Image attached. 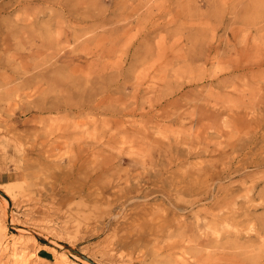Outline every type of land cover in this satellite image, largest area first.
I'll use <instances>...</instances> for the list:
<instances>
[{
  "label": "rangeland",
  "instance_id": "obj_1",
  "mask_svg": "<svg viewBox=\"0 0 264 264\" xmlns=\"http://www.w3.org/2000/svg\"><path fill=\"white\" fill-rule=\"evenodd\" d=\"M7 1L0 0L3 35L2 26L16 18L32 19L27 14L43 8L31 5L27 11L15 9L8 14L12 6L1 9ZM153 1L159 3L157 9L152 0H142L147 7L138 11L139 23L129 25L126 36L111 44L82 43L86 36H70L73 32L64 21L57 30L61 41L50 50L41 48L36 38L25 49L15 41L6 47L0 40V75L19 71L32 82L26 89L16 80H0V264H210L204 248L197 245L203 230L211 232L191 215L197 207L176 213L188 214L182 230L161 231L153 216L140 223L134 220L153 205L157 216L172 212L174 196H169L168 181L176 170L165 173L169 159L172 169L182 166V172L188 170L190 150L197 147L207 149L203 154L214 160L218 149L222 154L228 151L232 139L245 142L253 137L264 142V0ZM46 22L47 17H41L38 25L44 27ZM37 27L33 34L42 32ZM56 29L52 28V37ZM105 47L109 51L100 55ZM37 49H45L47 55L36 54ZM14 50L32 54L17 58ZM238 66L243 70L235 71ZM12 86L13 93L5 94ZM41 103L43 111L38 109ZM56 136L95 140L99 150L103 141L109 144L105 151L115 157L109 172L116 173L108 172L96 186L141 184L153 192L143 199L127 196L116 203L107 195L102 202L85 193L67 192L68 187L86 184L95 166L88 162L78 174L79 167H67L68 152L56 147L53 159H61L62 170L71 172L54 178L51 169L42 170L52 161L31 165L26 156L33 145L40 149L44 138ZM243 153L250 161L247 151ZM259 156L264 153L251 158L261 160ZM92 160L100 169L101 158ZM159 171L163 173L160 190L153 177ZM239 174L234 178L238 195L244 193L242 181L249 178L255 184L249 195L255 203L264 202V193L256 196L264 191V165ZM124 178L128 185L123 184ZM153 181L158 190L150 184ZM4 188L9 194L2 192ZM188 197L180 195L179 201L193 199ZM255 213L264 214V208ZM131 222L130 230L126 229ZM141 230L146 235L142 243L134 248L119 246L127 231L134 238Z\"/></svg>",
  "mask_w": 264,
  "mask_h": 264
},
{
  "label": "bare ground",
  "instance_id": "obj_2",
  "mask_svg": "<svg viewBox=\"0 0 264 264\" xmlns=\"http://www.w3.org/2000/svg\"><path fill=\"white\" fill-rule=\"evenodd\" d=\"M152 2H154L153 5L154 9H157L159 7V3L153 0ZM142 4H143L142 0H8L1 7V9L4 10L5 8L7 7L10 8L12 6V9L8 12V14H11V12L15 9L18 10L24 9V11H27L29 9V6L31 5H42L43 8L39 9V11L35 10V13H33L34 11L33 10L31 13L27 14L30 15L32 19L25 20V19L16 18V21L13 20L12 22L9 21L10 22L9 25L8 24L5 26L1 25L3 28H5V30H4V35L0 33L1 34L0 40L2 41V43L6 45V47L10 45V42H13L14 44L15 41L17 44L24 46L23 48L25 49L26 48L25 44L28 46H32L31 42H33L34 39L36 38L40 40L41 48L47 46L48 48L46 47L45 48L50 50L61 41V36L59 34L60 32H58L57 30H59L58 29L59 27L61 28L60 21L61 22L64 21V23H66V25L70 27L73 32V34L70 36L74 35L76 39H78L77 36L80 37L86 36L84 41H82V43L87 44L88 42H95L97 45L100 46L111 44L114 41L121 40L126 36L129 25H132L134 23H136L137 25L138 11L144 6L147 7V5H145L147 3H145L144 6H142ZM44 16L47 17V22L44 27H40L42 24L38 25L39 20L41 17L43 18ZM19 19L21 20V23L17 22L19 21ZM0 23H2V20ZM37 26L42 28V32L36 35L33 34L32 32L38 29ZM54 27H57L56 29L57 32H56V36L52 37L51 33H52V28ZM2 30L0 32L3 33ZM75 33H80V34L76 35ZM67 38H69V36H67ZM40 49H37L36 52L35 51L34 52L38 55H43V54L44 56L47 55V53H45L44 51L45 49L44 50L43 49L40 50ZM101 49L102 50L99 53L100 55H103L104 53H107L109 51V48L107 47ZM15 51L16 50H14V54L17 56V58L32 54L31 52H18V51L15 52ZM73 51L74 50H72L71 53H73ZM36 54L33 53V55ZM53 54L55 53L51 51L50 55L52 56ZM88 54H93V52L90 51ZM21 66L24 67L23 68L24 74L28 73L27 70L28 66L25 64ZM242 70L243 68L239 66L236 67L235 69V71H242ZM12 73L13 72H11L10 74ZM0 80L2 83L3 82L11 83L16 80L17 82H19V84H21L22 87H27L26 89H28V86L31 82V78L29 76L27 75L24 76L23 74L22 76H20L19 71L10 76H5V74L0 75ZM217 81L218 83H222L224 79H217ZM14 90L15 88L12 86L6 88L4 92L5 94H9V93H13ZM24 90L25 88H23V91ZM38 109L39 111L45 110L46 108L44 103L39 104ZM29 120H31V118ZM34 120L36 121V119ZM41 129L42 128H40V130ZM258 129H260V127ZM43 135H48V133L47 134L43 133ZM46 139L47 140H45L44 138V140L41 141L40 149H37L36 147L37 145L36 146L33 145L26 153V156L31 165H36V163L38 165L40 164L43 165L44 164L43 161H45L46 159L54 162V164H52V162L49 163V165L45 164L44 165L45 168L43 169L41 168L42 170H45L46 168L48 170L51 169L49 171L51 172L50 177L53 176L54 178L62 177L64 174L69 175L71 172V170H62L61 168L62 165L60 164L61 159L57 161L53 159V157L55 156L53 151H55L56 147H61L60 150H62L63 148L64 150H66L65 151L66 153L67 152L69 153V154L67 153L68 156L66 155L68 157L67 167L69 168L79 167L80 170H78V174H80L82 170L87 168L86 165L88 162H90L93 166H95V168L91 166V169L94 168L98 171L96 172V170H94L95 173L93 174V176L86 175L87 176L86 184H79V182L77 181L79 185H77L75 188L68 187L67 192H71L73 195L75 193L76 194L85 193L87 197L94 196L93 199L96 201L104 200L106 197L105 195H107L106 197L107 200H110L111 198L112 201L114 200V202L115 201L118 202L119 200L125 201L127 196H129L130 197L129 199L132 200L140 197L143 199L153 192V191H149L150 189L149 190L146 189V187L145 186L143 187L141 184L135 185L134 187L131 185L130 186L123 185V187L121 188L120 185L121 183H118L117 186H115L117 188L116 190H114L115 187L111 186L110 183L104 184L103 186H96V182L100 179L105 178L106 174H108V172L111 171L110 161H112L115 158L114 156L113 158L111 154L106 153L105 148L106 147L108 148L107 145H109L106 141L102 142L103 143L101 144L102 149L99 150L98 148H96L97 144H99L97 141L95 140L89 141L81 137L59 138L56 136L55 138L52 139H48V138ZM251 139L245 142L244 141L238 142L236 140L232 141L233 139L231 141H228L227 143L228 151L222 154V150L218 149V151H216L215 153L216 158L214 157L215 158L214 160L207 159L206 154H203L207 152L206 151L207 149L205 150V152L203 150H197V148L199 149V147H197L194 150H190L188 154V159L190 160V162L188 163L189 165L187 171H182V172L179 171V169L182 166L177 167L176 169H172L171 167L172 160L169 159L167 165H170V168H167L165 170V173H173L172 171L176 170L175 171L176 176L170 177L172 178V180L168 181L169 183H171V186L169 188L170 189L169 196H174L172 197L174 198L172 199L173 202L170 201V203H172L171 205L173 208L172 212L168 214L165 212V215L160 217L157 216V214L154 211V208L155 210L157 208L153 207L154 205L149 206L148 208L143 210L142 213L140 212V214H138V217L134 220V222L138 220V222L140 223L142 222V219H146L148 217L147 219L149 220V218L153 216L154 218L152 219V221H155L153 222V224L155 225V227H158L159 230L161 231L171 228L182 230L185 218L186 219L188 218L187 216L188 214L186 216L179 217L176 216V213L177 212L184 213V211L191 212L193 211L194 207H197V209L191 215L195 217L194 219L199 220L200 223L203 224V227L205 225L206 228L211 231V232H207L203 230V232H201V234L197 238V245H200L202 246L201 248H204L206 254L204 255L205 259L210 264H264V214L258 215L255 213L256 210L260 208H264V202L255 203L254 198L249 195V193L252 191V188H254L255 185L254 183H251L252 181L249 182V178L247 180L242 181L241 188H243L244 193L241 195H238V189H235L237 184L235 181L236 179L234 180L236 176L240 175L239 174L240 172L242 173L243 171H246L248 168L251 167H258L260 165H264V156L262 157L259 156L261 160H257V158L254 159V157L251 158L252 156L258 157V155L264 153V146H262L261 144L264 142L259 143L260 141L253 137H251ZM254 147L255 149H253ZM204 148H206V146H204ZM243 150L247 151V154L250 156L249 159L250 161H248L245 152H244L245 154L243 153V155L240 154ZM52 152L54 156L51 155ZM95 156L97 158L98 157L101 158V160H99L100 169L97 168L98 165L97 164L95 165L94 160H92L94 159ZM241 156L242 158H240ZM145 161L146 160H143V162ZM115 167H117V165ZM115 169L116 168H114V170ZM114 172L116 173V171ZM111 173L110 175H112ZM85 174H87V172ZM162 174H163L162 171H159L158 173L157 172L153 173L154 175L153 177L157 178L159 183L158 189L162 187L160 185V183L162 182ZM117 178H119L120 180L119 176ZM125 178L123 180H125ZM175 178L177 179L175 180ZM224 180L227 183H222ZM122 182L124 184L126 180ZM155 182L153 181L150 184L156 186L154 190H158L156 189L157 184ZM248 182L251 183V185L248 186L247 185ZM88 183H91L90 186H87ZM167 188L168 187H166V189ZM248 188L250 189L247 190ZM75 189L78 190L76 191ZM2 192L4 194L7 193L9 194V189L4 188L2 189ZM262 193H264V191H258L256 196L260 197ZM180 195L181 196L187 195L189 197L192 196L190 197V199L191 198L193 199L190 200L189 202H187L188 201L187 199H186L187 201L181 202L179 201ZM175 196H179L178 199ZM182 198L180 200H182ZM121 208L122 207H120L119 209ZM158 212H159V207H158ZM162 214L164 213L162 212ZM134 222L125 225V228L130 230L129 227L130 225L134 224ZM208 224H211L212 226ZM127 232L126 235H123V239L118 241L119 246L121 248H128V247L134 248L135 245L142 243L144 239L143 236H146L143 234L142 230L140 234H137L136 237L134 238L128 235Z\"/></svg>",
  "mask_w": 264,
  "mask_h": 264
},
{
  "label": "water",
  "instance_id": "obj_3",
  "mask_svg": "<svg viewBox=\"0 0 264 264\" xmlns=\"http://www.w3.org/2000/svg\"><path fill=\"white\" fill-rule=\"evenodd\" d=\"M70 251H72L71 249H69Z\"/></svg>",
  "mask_w": 264,
  "mask_h": 264
}]
</instances>
